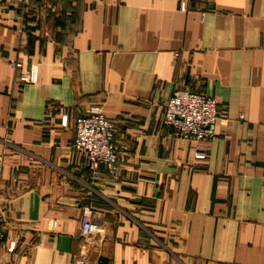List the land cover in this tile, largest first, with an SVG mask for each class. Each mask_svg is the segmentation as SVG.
<instances>
[{
    "label": "crops",
    "instance_id": "0c3cea01",
    "mask_svg": "<svg viewBox=\"0 0 264 264\" xmlns=\"http://www.w3.org/2000/svg\"><path fill=\"white\" fill-rule=\"evenodd\" d=\"M180 2L0 0V264H264V0ZM175 90L216 100L206 160L163 124ZM90 105L116 178L60 125Z\"/></svg>",
    "mask_w": 264,
    "mask_h": 264
},
{
    "label": "built area",
    "instance_id": "2783aa9c",
    "mask_svg": "<svg viewBox=\"0 0 264 264\" xmlns=\"http://www.w3.org/2000/svg\"><path fill=\"white\" fill-rule=\"evenodd\" d=\"M29 5L33 2L45 3L47 0H10ZM185 2L181 0L180 10L185 11ZM177 56V55H176ZM9 67L22 69L20 62H9ZM20 82L29 83L30 74L24 72ZM220 116L217 113V103L212 97L191 92L175 90L164 106L163 124L170 128L176 137L194 141L198 149L194 154L196 160H206L207 152L203 147L215 136L216 123ZM72 120L74 127V147L84 154L86 168L95 173L102 167L107 175L116 178L118 173L119 154L114 142V126L106 117L100 105H90L80 114L69 113L60 119L62 127ZM3 158L0 156V173ZM1 185V184H0ZM55 223L50 222L49 227ZM99 231V223L90 212L84 213L80 221V236L88 239ZM2 242L0 213V244ZM13 243L10 248L12 249Z\"/></svg>",
    "mask_w": 264,
    "mask_h": 264
},
{
    "label": "water",
    "instance_id": "95a60500",
    "mask_svg": "<svg viewBox=\"0 0 264 264\" xmlns=\"http://www.w3.org/2000/svg\"><path fill=\"white\" fill-rule=\"evenodd\" d=\"M97 264H108V259L105 258V257L100 256L97 259Z\"/></svg>",
    "mask_w": 264,
    "mask_h": 264
}]
</instances>
